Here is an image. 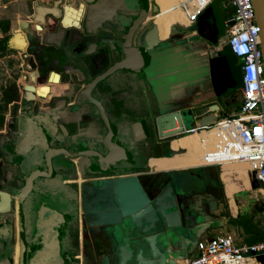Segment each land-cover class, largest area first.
Returning <instances> with one entry per match:
<instances>
[{
	"label": "flooded vegetation",
	"instance_id": "1",
	"mask_svg": "<svg viewBox=\"0 0 264 264\" xmlns=\"http://www.w3.org/2000/svg\"><path fill=\"white\" fill-rule=\"evenodd\" d=\"M8 2L0 0V264H98L108 256L110 234L86 227L83 206L97 208L104 182L141 176L144 185L154 184L145 186L152 195L168 177L156 179L149 170L156 168L152 161L172 159L163 157L167 142L153 139L150 87L141 76L117 70L124 54L141 48L137 36L153 25L156 5ZM201 32L210 40L223 28L203 26ZM156 34L163 41L157 29ZM183 37L180 31L167 33L166 44H159L158 52L175 47L174 71L181 70L185 43L189 63L198 62L193 45L203 39ZM206 45L208 60L211 43ZM173 86L172 113L179 114L185 101L196 119L200 104L193 101L199 93L183 100L180 84ZM132 126L146 135L142 141L134 139ZM213 132L207 133L208 149ZM185 137L172 140L170 149ZM199 173L204 187L189 198L213 201L211 215L218 217L219 182L213 172Z\"/></svg>",
	"mask_w": 264,
	"mask_h": 264
},
{
	"label": "water",
	"instance_id": "2",
	"mask_svg": "<svg viewBox=\"0 0 264 264\" xmlns=\"http://www.w3.org/2000/svg\"><path fill=\"white\" fill-rule=\"evenodd\" d=\"M82 1L89 4L93 0ZM213 1L219 2L220 0ZM250 3L254 22L259 29L258 49L264 76V0H250ZM152 9L155 17L159 12H156L155 6ZM223 19L222 17V20L218 22L212 12L209 14L202 12L197 18L195 30L183 38L200 37L203 41L196 45L201 47L207 46L206 41L215 45L217 44L216 38L221 33L213 35L212 39L208 40L201 31L203 26H206L209 29L218 28L222 32ZM228 24H231L230 20ZM183 29L173 25L168 28V34H177L180 31L185 35ZM156 35L154 23L150 25L148 31L140 32L137 42L139 40L141 48L124 54V59L117 70L135 73L148 83L154 99L153 107L156 114L152 120L153 130L156 134L153 135V139L166 141L168 144L167 157H171L184 153L182 149L177 151L170 149L172 140L182 137L189 128L196 127V130L199 131L201 128L210 127L223 115H219L216 105H211L203 114H199L198 110V116L195 119L188 113V103L179 106L181 110L179 114L172 113V100H174L176 87L170 88L167 84L173 82L172 80L175 78H181L180 74L183 71L193 67L186 66L185 69L174 71L175 64L166 65L171 60L175 61V47L165 45L167 48L158 52L162 49L159 44H166L167 39L161 42L157 41ZM183 48L180 58L182 59L185 55H188L189 58L188 51L190 49L187 47V43ZM213 50L216 51L211 48V51ZM235 61L231 55L217 56L215 53L212 56L209 55L208 60L204 56H198L197 64L204 68L206 72L204 80L209 83L214 97L238 86L239 77L238 71L234 67ZM164 69L167 72H163ZM188 85L191 84L181 83L180 91ZM188 95L182 94L181 97L186 100ZM132 131H136L133 132L136 141H142L146 137L143 132L142 134L137 133V126H132ZM180 170L186 171L187 169ZM172 171L176 170L152 174L156 179L164 173L168 176L165 182L159 186L156 185L158 187L154 189L152 195H149L145 190V186L150 188L154 185L152 182H147L144 185L141 182V176L121 178L103 183L104 190L98 193L99 199L96 198V209L89 205L83 206L87 218L86 227L89 230L100 228L110 234L108 256L101 257L98 264H177V262L191 257L196 243L200 242L206 234L221 228V225L217 223L219 218L211 215V212L215 211L213 201L207 202L204 199L197 201L189 198L193 193L202 192L204 187L202 175L198 173L201 182L199 187L183 193L172 178ZM248 177L251 187L257 188L258 182L254 180L253 173H249ZM260 257L262 261L258 262L264 264L263 256Z\"/></svg>",
	"mask_w": 264,
	"mask_h": 264
},
{
	"label": "built area",
	"instance_id": "3",
	"mask_svg": "<svg viewBox=\"0 0 264 264\" xmlns=\"http://www.w3.org/2000/svg\"><path fill=\"white\" fill-rule=\"evenodd\" d=\"M212 1L186 0L179 6L187 28ZM228 2L232 13L223 20L222 28L226 37L224 46L239 61V104L238 109L228 115L233 118L223 116L210 127L214 130L215 143L203 153L204 164L199 167L220 169L237 165L248 174L253 173L264 205V76L258 49L259 29L250 0ZM193 131L196 128L185 133ZM194 251L183 264H249V260L257 261V257L264 255V240L236 245L229 236L220 235L196 243Z\"/></svg>",
	"mask_w": 264,
	"mask_h": 264
},
{
	"label": "crops",
	"instance_id": "4",
	"mask_svg": "<svg viewBox=\"0 0 264 264\" xmlns=\"http://www.w3.org/2000/svg\"><path fill=\"white\" fill-rule=\"evenodd\" d=\"M20 1L22 2V0H9L8 3L21 5ZM152 1L156 5L160 13L156 17H153V23L159 17H163L165 21L171 26L174 25L184 29H188L183 13L179 7H178L179 16L175 18L172 15L173 12L171 11V9L174 8L175 0H165L162 3H158L157 0H152ZM183 3L184 2L182 1L181 4ZM181 4L178 6H181ZM17 9L18 8H16L15 10L18 11ZM195 23L191 27H193ZM196 44L193 45V48H196L197 56L199 57L204 56L205 50H202L201 49L202 47ZM210 48L217 49V44L215 45L211 44V47H209V49ZM202 106H203L202 104L199 105V109H198L199 114H203L204 111L206 110ZM210 130L211 128L207 130H201L204 132L201 138L205 139L207 137V133H209ZM214 143H215V139L213 140V144ZM205 149L208 150V144L205 145ZM148 160H150V158ZM157 161L159 160L152 161V164L156 168L153 169L149 167V170L151 172H160V171L164 172V171L180 170V169L192 170L196 168H200V169L204 168L205 171L210 173L213 172V174H214V170L217 172L216 179L219 182L223 197V206L222 208L220 207L217 211V214L219 215L218 216L219 222L217 223L221 225V228L206 234L201 241L208 240L212 237L220 236V235L229 236L236 245H241V244L249 245V244L259 243L264 240V205H263V200L259 193V184L257 183L258 184L257 188H252L248 177L249 174L242 167L237 166V168H240L241 170H243V172H238L236 176V173L231 171V169H235L236 166L231 169H229L228 165H225L220 169L216 167H199L204 164L203 162L200 164L196 163V164L174 165L173 167L165 168L160 161L159 163H157ZM224 176L229 177L228 183L224 181L223 179ZM251 199L253 200V202H251ZM188 258H186L185 260H187ZM185 260L177 262V264H183ZM256 262L257 261L249 260V264H256ZM257 263L260 264L259 262Z\"/></svg>",
	"mask_w": 264,
	"mask_h": 264
},
{
	"label": "rangeland",
	"instance_id": "5",
	"mask_svg": "<svg viewBox=\"0 0 264 264\" xmlns=\"http://www.w3.org/2000/svg\"><path fill=\"white\" fill-rule=\"evenodd\" d=\"M203 13L206 12L207 14L211 13L213 14V16H215L216 20L219 22L220 20H222V17L224 19H227L231 16V10H230V5L228 0H220L219 2H215L213 1L212 4L208 5L206 7V9L204 11H202ZM223 19V20H224ZM201 22V20H200ZM223 23V22H222ZM193 30H195V27H190L188 29H183V31L185 32V37L189 36L190 32H192ZM217 49L216 51H208L210 52L209 55H214L216 53V55L221 56L224 55V45L226 43V37L224 36L223 33H221V35H219V37H217ZM201 44V43H200ZM219 46V48H218ZM224 48V49H223ZM203 50L207 49V46H202ZM208 55V56H209ZM190 61H188V55H185L182 57V60L179 62L180 64V68L181 69H185L186 66H192V69H186V71H183L180 76L181 78L179 79H173V82L168 83L167 85L170 88H173V85L177 84H191L188 85L187 87H183L182 90L180 91V95H188L192 92H197L199 94H197L196 99L193 101L195 104H207L210 103L212 105H216L218 107V113L219 115H223L224 117H228V115H230L231 113L235 112V109L237 107V104L239 103V88H231L228 89L225 93H223L220 97H214L212 94V91L210 89L209 83L207 81H205V76H206V72L204 70V68H201L198 66L197 63L191 64L189 63ZM204 62V61H203ZM239 62V61H238ZM174 64V60H171L170 63H167L166 65H173ZM200 64H203L200 62ZM163 72H167V70H163ZM185 104H187V102L184 101ZM211 106V105H210ZM208 108V107H207ZM206 108V109H207ZM211 127V126H210ZM208 127V128H210ZM206 129H199V130H207ZM197 131V130H196ZM198 132V131H197ZM187 134V133H185ZM183 134V135H185ZM211 149V148H210ZM208 149V150H210ZM237 168V165H228L229 169L235 167ZM224 167V166H223ZM231 169V171L236 173L238 172H243V170H241L240 168L237 169ZM203 169L199 170L198 172H194L190 170H176V171H172V178L174 179L175 183L178 185V188L180 191H182L183 193L199 187L201 185L200 182V178H199V172L203 171ZM223 174V173H222ZM221 174V175H222ZM221 177V176H220ZM251 202H253V200L251 199ZM195 253V251H194ZM194 253L192 255H194ZM191 255V256H192ZM256 264H258L256 262Z\"/></svg>",
	"mask_w": 264,
	"mask_h": 264
},
{
	"label": "bare ground",
	"instance_id": "6",
	"mask_svg": "<svg viewBox=\"0 0 264 264\" xmlns=\"http://www.w3.org/2000/svg\"><path fill=\"white\" fill-rule=\"evenodd\" d=\"M164 1L165 0H157L158 3H162ZM182 1L185 3L186 0H175L174 8L171 9V11L173 12L172 15L175 18L177 16H179L178 15V7H179L178 5H180ZM158 14H160V13H158ZM152 21H153V19H152ZM154 25L156 26V29L158 32V38L160 40L165 39L167 36V33H168V28L171 25L168 24L163 17H159L154 22ZM203 133H204L203 131L199 130L198 132L193 131L191 133H187V134L183 135L186 137L181 139L177 144L175 142L171 143V150L177 151L178 149H182L184 151V153L181 155H173V156H171L172 159H168V160L163 159V160H159V161L163 164V166L165 168L173 167L174 165H181V164H196V163L200 164V163H203V153H205L207 151L205 149V145L207 143L206 140L208 138V136H207L205 139H202L201 137L203 136ZM159 161H157V163H159ZM223 179L226 183L229 182L228 176H224ZM242 182H243V180H242ZM230 186H233V185H230Z\"/></svg>",
	"mask_w": 264,
	"mask_h": 264
},
{
	"label": "trees",
	"instance_id": "7",
	"mask_svg": "<svg viewBox=\"0 0 264 264\" xmlns=\"http://www.w3.org/2000/svg\"><path fill=\"white\" fill-rule=\"evenodd\" d=\"M230 10H231V13H232V9H231V7H230ZM224 48H225V50H224V55H231L230 53H229V51H228V49H227V47L226 46H224ZM223 48V49H224ZM232 56V55H231ZM233 57V56H232ZM234 58V57H233ZM236 60V59H235ZM238 66H239V63H238V61L236 60L235 61V63H234V67L237 69V71H238ZM237 89L239 88V84H238V86L236 87ZM238 109V106L236 107V109H235V111ZM163 157H167V154H165V155H163ZM156 158H158V157H156ZM191 170V169H190ZM199 170H201L200 168H196V169H192L191 171H199ZM217 172L214 170V176H215V178H217V174H216ZM263 258H264V255H263ZM257 261H259V262H261L262 260H261V257L259 256V257H257Z\"/></svg>",
	"mask_w": 264,
	"mask_h": 264
}]
</instances>
